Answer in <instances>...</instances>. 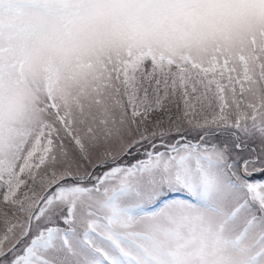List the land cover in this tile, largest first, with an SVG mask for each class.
<instances>
[{
  "label": "snow or ice",
  "instance_id": "1",
  "mask_svg": "<svg viewBox=\"0 0 264 264\" xmlns=\"http://www.w3.org/2000/svg\"><path fill=\"white\" fill-rule=\"evenodd\" d=\"M0 264H264V0H0Z\"/></svg>",
  "mask_w": 264,
  "mask_h": 264
}]
</instances>
